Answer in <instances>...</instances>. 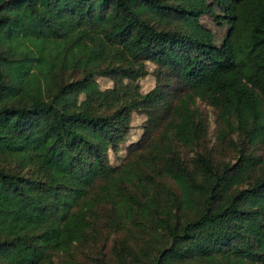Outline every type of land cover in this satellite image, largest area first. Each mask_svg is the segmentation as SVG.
<instances>
[{
  "label": "trees",
  "instance_id": "trees-1",
  "mask_svg": "<svg viewBox=\"0 0 264 264\" xmlns=\"http://www.w3.org/2000/svg\"><path fill=\"white\" fill-rule=\"evenodd\" d=\"M213 14L0 0V264H264V0H231L220 44ZM47 41L91 62L47 70Z\"/></svg>",
  "mask_w": 264,
  "mask_h": 264
},
{
  "label": "rangeland",
  "instance_id": "rangeland-1",
  "mask_svg": "<svg viewBox=\"0 0 264 264\" xmlns=\"http://www.w3.org/2000/svg\"><path fill=\"white\" fill-rule=\"evenodd\" d=\"M231 0H208V4L214 10L213 15H204L201 17L202 23L208 27L215 34V41L220 44L227 26L221 22L222 15H224L229 10ZM43 48L38 50V54L43 56L44 66L48 70L50 68H56L58 66H63L64 68H70L74 64L79 67L87 66L93 57V53L90 49H86L82 46H75L71 50L67 51L65 46L57 41H47L43 42ZM197 52L191 53V57L195 58ZM193 63V61H192ZM192 65V64H191ZM41 80L47 83V76L39 71H33L27 80V85H31L33 82ZM99 83L102 87L109 86L110 82L105 78H100ZM156 80L152 75H148L140 80L141 88L143 92L149 91L155 86ZM200 109L206 113L209 119V129L210 137L212 142L214 141L215 132V110L200 101H198ZM144 117L140 114L133 113L132 118V128L127 134L126 144L130 141L135 140L141 133V125L143 123ZM124 145L122 144L117 152H110V161L112 164H117L125 153Z\"/></svg>",
  "mask_w": 264,
  "mask_h": 264
}]
</instances>
